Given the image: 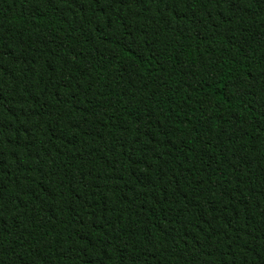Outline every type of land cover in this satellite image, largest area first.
<instances>
[{
    "label": "trees",
    "instance_id": "trees-1",
    "mask_svg": "<svg viewBox=\"0 0 264 264\" xmlns=\"http://www.w3.org/2000/svg\"><path fill=\"white\" fill-rule=\"evenodd\" d=\"M0 264H264V0H0Z\"/></svg>",
    "mask_w": 264,
    "mask_h": 264
}]
</instances>
